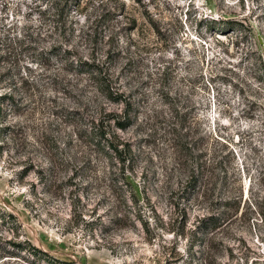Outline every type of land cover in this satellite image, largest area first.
<instances>
[{
	"label": "rangeland",
	"instance_id": "obj_1",
	"mask_svg": "<svg viewBox=\"0 0 264 264\" xmlns=\"http://www.w3.org/2000/svg\"><path fill=\"white\" fill-rule=\"evenodd\" d=\"M3 212L0 264H264V0H0Z\"/></svg>",
	"mask_w": 264,
	"mask_h": 264
},
{
	"label": "trees",
	"instance_id": "obj_2",
	"mask_svg": "<svg viewBox=\"0 0 264 264\" xmlns=\"http://www.w3.org/2000/svg\"><path fill=\"white\" fill-rule=\"evenodd\" d=\"M88 66L86 67L85 72H95L100 68V64L95 65L94 63H86ZM92 67V68H91ZM117 124L125 128L126 122L124 121H118ZM182 126L180 127V129ZM178 139L179 144L181 145L183 151H184V165L186 171H188V175H186V188H191L195 190L199 185L201 179H204L211 174L210 172V166L204 163L200 164L201 157L196 153V147L194 141L191 139H188V135L186 133H180L178 131ZM108 146L110 149H113L116 154H120L122 152L121 149H119V145H114L113 141L108 140ZM2 219L6 218V214L3 212L0 214ZM10 216V215H9ZM204 221H209L206 228H217L219 224V219L216 218L214 215H209ZM17 224V223H15ZM15 250H18V252L22 251H29L31 254V264H35V262L45 261L48 264H67L66 261L58 259L52 255H50L48 252L42 250L41 248H38L34 246L30 241H24V242H11ZM12 256H18L17 253H12Z\"/></svg>",
	"mask_w": 264,
	"mask_h": 264
}]
</instances>
